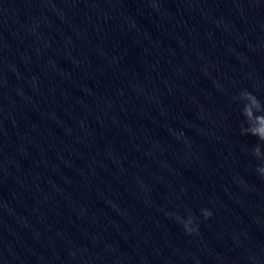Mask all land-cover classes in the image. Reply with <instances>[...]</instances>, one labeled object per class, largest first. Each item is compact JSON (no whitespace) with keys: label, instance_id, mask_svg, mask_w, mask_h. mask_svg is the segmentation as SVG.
<instances>
[{"label":"water","instance_id":"1","mask_svg":"<svg viewBox=\"0 0 264 264\" xmlns=\"http://www.w3.org/2000/svg\"><path fill=\"white\" fill-rule=\"evenodd\" d=\"M244 89L264 0H0V264H264Z\"/></svg>","mask_w":264,"mask_h":264},{"label":"clouds","instance_id":"2","mask_svg":"<svg viewBox=\"0 0 264 264\" xmlns=\"http://www.w3.org/2000/svg\"><path fill=\"white\" fill-rule=\"evenodd\" d=\"M234 99L239 101L242 106L240 110L244 121L241 124V134L257 138L258 143L252 146V154L257 159L264 161V150H262L264 148V101H261L253 92L247 89L241 90ZM255 172L260 176H264V163L258 164ZM168 215L182 225L186 235H192L199 233L200 217L207 220L213 215V212L209 208H202L200 217L195 214L184 216L180 213H168Z\"/></svg>","mask_w":264,"mask_h":264}]
</instances>
